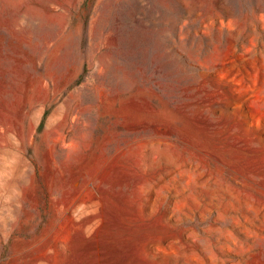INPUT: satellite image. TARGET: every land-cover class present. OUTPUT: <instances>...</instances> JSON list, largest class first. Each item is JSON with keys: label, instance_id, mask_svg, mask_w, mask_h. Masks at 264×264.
Wrapping results in <instances>:
<instances>
[{"label": "rangeland", "instance_id": "obj_1", "mask_svg": "<svg viewBox=\"0 0 264 264\" xmlns=\"http://www.w3.org/2000/svg\"><path fill=\"white\" fill-rule=\"evenodd\" d=\"M0 264H264V0H0Z\"/></svg>", "mask_w": 264, "mask_h": 264}]
</instances>
